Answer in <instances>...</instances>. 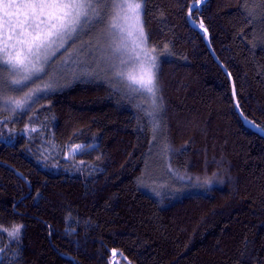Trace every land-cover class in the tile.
<instances>
[{
	"label": "trees",
	"instance_id": "16d2710c",
	"mask_svg": "<svg viewBox=\"0 0 264 264\" xmlns=\"http://www.w3.org/2000/svg\"><path fill=\"white\" fill-rule=\"evenodd\" d=\"M142 1L157 121L105 79L0 105V264H264V0Z\"/></svg>",
	"mask_w": 264,
	"mask_h": 264
},
{
	"label": "rangeland",
	"instance_id": "374dc122",
	"mask_svg": "<svg viewBox=\"0 0 264 264\" xmlns=\"http://www.w3.org/2000/svg\"><path fill=\"white\" fill-rule=\"evenodd\" d=\"M5 2L6 0H0L1 106L12 110L20 109L34 99L40 100L49 92L62 88L67 82L105 79L103 82L106 84L107 81L116 84L114 88L121 93L120 97L135 98V104H139L148 113L145 116L149 123L157 121L156 110L162 103L159 90L155 92V95L148 93L145 88H141L139 83L133 84L130 77L136 80H147L149 73L154 72L155 80H157L158 54L145 45V37L141 36L139 31L141 25L136 22L135 15L131 12L126 14L120 8L113 7L128 3H141L143 6L142 0H114L113 4L110 0H100L96 8L102 17L101 21L96 23L95 15L90 12L93 23L85 25L77 34L74 42L69 41L60 47V42L57 41L55 45L47 49L46 54L50 59L47 63H43L42 60L44 70L21 84H13L11 81L21 79L23 73L2 63L6 59L3 52L5 41L9 44L8 51L12 56L21 51V46L16 43L18 36L4 24L3 4ZM7 2L24 4L30 3L31 0H7ZM107 10L112 12L108 18ZM8 12L10 14L8 19L15 33L21 32V29L25 34L30 33L38 23V18H28L30 9L13 7ZM140 19L142 21V12ZM113 24L116 25L115 28L110 27ZM97 26L100 30L99 34H97ZM10 35L12 38L9 40ZM153 62L156 65L154 69L151 68ZM112 90L115 91L113 88ZM17 102L20 107H17ZM80 148L79 145L67 146L66 155L73 156ZM166 170H169L172 176H176L168 166Z\"/></svg>",
	"mask_w": 264,
	"mask_h": 264
},
{
	"label": "snow or ice",
	"instance_id": "6c2138e0",
	"mask_svg": "<svg viewBox=\"0 0 264 264\" xmlns=\"http://www.w3.org/2000/svg\"><path fill=\"white\" fill-rule=\"evenodd\" d=\"M99 3L100 0H31L30 3L13 4L6 0L3 4L5 10L4 24L18 36L16 43L21 46V51L12 56L8 51L9 44L5 41L3 52L6 59L2 63L10 65L17 72L23 73L21 79H13L11 82L21 84L33 75L42 72L44 70L43 63H47L50 59L46 54L47 49L55 45L57 41L60 42V47H63L69 41L74 42L77 34L84 26L93 23V17L89 15L90 12L95 15V22L99 23L102 19L96 8ZM13 7L30 9L28 18H38V23L33 27L32 32L25 34L21 29V32L15 33V29L12 28L11 21L8 19L10 15L8 10ZM114 7L120 8L126 14L127 12L133 13L136 22L141 25L139 31L143 36L142 21L140 19L142 4L128 3L126 5H114ZM191 7L194 9L196 5L193 4ZM29 27L32 26L29 25ZM110 27L115 28L116 25L113 24ZM203 27V23H201V28ZM205 31L207 30L205 29ZM11 38L10 35L8 39ZM155 67L156 65L153 62L151 68L154 69ZM130 79H132L133 84L139 83L141 88H145L148 93L153 95L158 90L154 72L149 73L147 80H136L131 77ZM17 107H20L19 102H17ZM19 230L20 228L17 226L13 231V235L18 234Z\"/></svg>",
	"mask_w": 264,
	"mask_h": 264
}]
</instances>
